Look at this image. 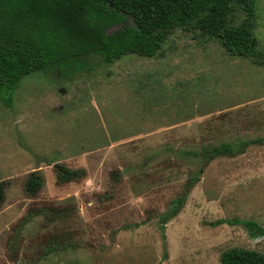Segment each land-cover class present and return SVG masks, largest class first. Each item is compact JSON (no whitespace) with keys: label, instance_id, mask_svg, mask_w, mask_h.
Returning a JSON list of instances; mask_svg holds the SVG:
<instances>
[{"label":"rangeland","instance_id":"rangeland-1","mask_svg":"<svg viewBox=\"0 0 264 264\" xmlns=\"http://www.w3.org/2000/svg\"><path fill=\"white\" fill-rule=\"evenodd\" d=\"M255 6L264 52V0ZM244 18L239 11L236 23ZM87 64L70 75L57 68L27 75L11 106L0 96V181L9 182L0 264H222L234 247L264 253V235L216 223L240 218L264 227V142H253L264 139V65L183 28L154 57L106 63L92 54ZM243 141L250 143L241 150ZM223 142L235 143L233 156L207 162L196 154ZM56 163L87 174L59 183ZM34 170L44 185L28 196ZM199 173L180 212L161 221ZM49 205L74 211L56 220L37 215L16 233L30 209Z\"/></svg>","mask_w":264,"mask_h":264},{"label":"trees","instance_id":"trees-1","mask_svg":"<svg viewBox=\"0 0 264 264\" xmlns=\"http://www.w3.org/2000/svg\"><path fill=\"white\" fill-rule=\"evenodd\" d=\"M255 4L256 0H0L2 102L12 105L15 91L27 75L53 68L70 75L88 68L87 60L92 54L100 55L106 63L129 54L154 57L178 28L218 38L230 54L264 65V52L254 34ZM239 11L245 12V18L237 24ZM129 18L132 25L108 31ZM249 143L241 142V150ZM234 153L235 143L231 142L206 146L196 152L207 162ZM54 167L59 183L75 181L87 174L84 168L72 169L61 163ZM114 176L119 179L118 173ZM200 176L199 173L189 179L183 193L160 216L161 221L166 222L180 212ZM8 185V181H0V207ZM43 185V175L34 170L26 181L25 193L36 196ZM73 211V207L55 205L32 208L15 231L19 233L37 215L56 220L70 217ZM224 222L243 224L253 237L264 235V227L251 219H222L216 223ZM220 260L222 264H264V253L234 247L223 252Z\"/></svg>","mask_w":264,"mask_h":264}]
</instances>
